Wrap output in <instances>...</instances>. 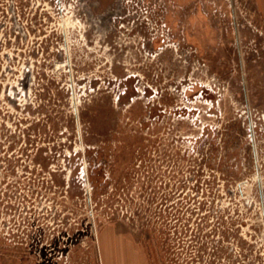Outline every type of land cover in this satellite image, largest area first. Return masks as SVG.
<instances>
[{
	"label": "rangeland",
	"instance_id": "374dc122",
	"mask_svg": "<svg viewBox=\"0 0 264 264\" xmlns=\"http://www.w3.org/2000/svg\"><path fill=\"white\" fill-rule=\"evenodd\" d=\"M0 264H264V0H0Z\"/></svg>",
	"mask_w": 264,
	"mask_h": 264
}]
</instances>
